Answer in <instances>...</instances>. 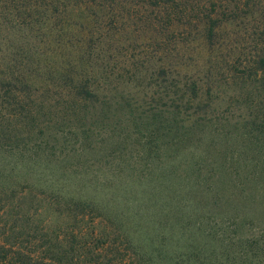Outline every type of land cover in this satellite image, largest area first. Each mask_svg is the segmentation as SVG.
I'll list each match as a JSON object with an SVG mask.
<instances>
[{
  "label": "rangeland",
  "instance_id": "374dc122",
  "mask_svg": "<svg viewBox=\"0 0 264 264\" xmlns=\"http://www.w3.org/2000/svg\"><path fill=\"white\" fill-rule=\"evenodd\" d=\"M17 1L39 3L20 5L34 100L16 90L36 117L0 118V264H194L215 244L198 225L264 264V145L247 155L233 127L264 125V0ZM211 146L229 168L258 165L259 182L255 200L209 201L198 221L191 198L212 176L191 171Z\"/></svg>",
  "mask_w": 264,
  "mask_h": 264
},
{
  "label": "trees",
  "instance_id": "16d2710c",
  "mask_svg": "<svg viewBox=\"0 0 264 264\" xmlns=\"http://www.w3.org/2000/svg\"><path fill=\"white\" fill-rule=\"evenodd\" d=\"M62 1L63 0H48V7L50 5V7H53L54 10L58 9V6L62 5ZM95 4H98V2ZM211 4L213 6L217 5L213 1H211ZM20 5L28 9L27 6H38L39 3L25 1V3L22 4L18 3L17 0H0V92L3 90L4 93H9L14 101V103L7 102L5 107L7 111L3 112L0 110V118L3 122H9L12 119L18 121L19 118L26 117L24 123L27 126L32 127L35 121L34 117L36 116H34L33 110L25 107L26 104H24V99H21L22 103L19 102V98L21 97L18 96L16 90H21L26 99L30 98L34 100L31 98L30 93L32 75H30L27 70L30 64H34L38 58L34 59V57H32V53L30 51L31 45L29 44L28 46V42L31 38V35L28 34L31 27H29L28 24L30 23L29 18L32 19L33 15L31 13H25L24 10L21 11ZM194 5L195 7L199 6V4ZM201 6L203 8L202 4ZM217 6L220 8L222 4H218ZM254 61L256 60L254 59ZM261 61L264 62V58H261ZM21 66L22 68L25 67L26 70L20 69L19 67ZM255 70L256 69L254 67L252 71L256 72ZM88 96L92 95H84L85 98ZM3 106L5 105L0 103V107ZM29 112L30 114L28 115ZM240 120L242 121L241 124L244 126L241 132L245 141L243 142L245 151H241H244L247 155H249L248 153H254L256 146H259L260 144L264 145V125L253 117H243L241 119H236L233 124L234 129L237 130L239 128L236 122ZM179 134L180 136L178 138L169 142L166 148L169 150V154L175 152L179 146L182 147L184 142L190 139L187 137V132L180 131ZM202 150L209 151V154L212 157L200 156L194 164V172L191 171V173L195 175V177L201 178L205 181L202 174H200V169L204 166L206 168L205 172L208 174L207 176H212L210 177V183L208 184L211 190H208L210 191L208 194H206V190H202L200 194H196L193 199L191 198V201H196L199 207L193 208L192 210L189 209L187 211L189 217H191L192 214L197 213L196 217L199 221L200 217L206 216L204 215L205 211L202 210H206V206H208L209 201L210 203H213V206H208V208H210L208 210H212L214 208H218L219 206H233L234 204H238L236 202L255 200V192L259 182V178L257 176L259 175V172H256L258 165H256L253 169H248L247 163H244L241 166L237 160L231 161L229 168L225 164L226 156L224 154V150H220L218 146L205 147V149ZM250 157L252 158V156ZM201 163H203L202 166L200 165ZM241 169H243L242 172ZM207 183L204 184L205 187ZM206 189L208 188L206 187ZM202 202L205 205L202 204ZM124 223V227L128 230L130 236L133 239L134 237L139 238V229L142 227L138 225L142 224L131 223L127 220H124ZM196 228L198 230L201 229L203 234L211 237L215 244L211 246L202 245L200 247H194L200 250H195L193 253L192 257L194 258V264H250V260L252 259L250 258L248 260V252L245 257L242 256L243 252L240 251L242 250L240 248V243L233 245L232 241L224 242L221 237L217 236L215 231H204L200 225ZM248 249L250 250V248ZM166 264H187V260L178 257L176 261L173 259L172 262L169 261ZM252 264L258 263L253 262Z\"/></svg>",
  "mask_w": 264,
  "mask_h": 264
}]
</instances>
